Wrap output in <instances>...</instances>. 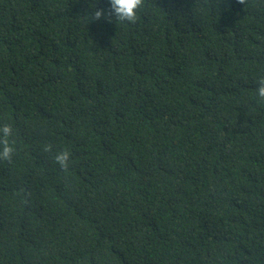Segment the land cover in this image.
Wrapping results in <instances>:
<instances>
[{
    "label": "trees",
    "instance_id": "obj_1",
    "mask_svg": "<svg viewBox=\"0 0 264 264\" xmlns=\"http://www.w3.org/2000/svg\"><path fill=\"white\" fill-rule=\"evenodd\" d=\"M96 7L0 0V264H264V0Z\"/></svg>",
    "mask_w": 264,
    "mask_h": 264
},
{
    "label": "clouds",
    "instance_id": "obj_2",
    "mask_svg": "<svg viewBox=\"0 0 264 264\" xmlns=\"http://www.w3.org/2000/svg\"><path fill=\"white\" fill-rule=\"evenodd\" d=\"M109 8L105 10L101 7H96L94 10V18L96 20L106 19L111 22L113 19L123 22L132 23L138 15V11L142 6V0H107ZM256 94L259 98H264V82L258 84ZM13 129L11 125L5 124L0 128V135L3 137V147L0 150V158L9 159L14 152V144L10 143L9 138L12 136ZM71 153L67 150L58 152L55 155L56 161L61 166H66L70 163Z\"/></svg>",
    "mask_w": 264,
    "mask_h": 264
}]
</instances>
